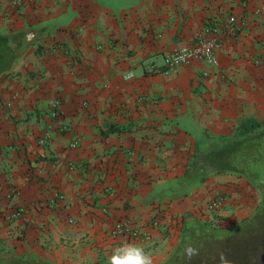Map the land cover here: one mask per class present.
I'll use <instances>...</instances> for the list:
<instances>
[{"label":"crops","instance_id":"0c3cea01","mask_svg":"<svg viewBox=\"0 0 264 264\" xmlns=\"http://www.w3.org/2000/svg\"><path fill=\"white\" fill-rule=\"evenodd\" d=\"M244 1L0 0V33L31 32L0 76V251L107 264L127 240L159 264L184 215L225 226L252 213L238 180L191 168L209 136L264 125V63L253 62L264 54V0ZM231 14L243 27L222 33L216 66L166 69V53ZM219 193L224 206L209 212ZM123 217L149 239L111 237Z\"/></svg>","mask_w":264,"mask_h":264},{"label":"trees","instance_id":"16d2710c","mask_svg":"<svg viewBox=\"0 0 264 264\" xmlns=\"http://www.w3.org/2000/svg\"><path fill=\"white\" fill-rule=\"evenodd\" d=\"M25 35L0 33V76L7 73L23 52ZM210 149L197 144L191 168L210 174L244 177L260 195L256 210L227 226L213 225L192 214L181 219L178 242L170 256L159 264H219L223 253L231 264H258L264 247V125L243 123L231 134L209 136ZM191 244L199 255L189 260L183 250ZM0 264H54L34 257L0 251Z\"/></svg>","mask_w":264,"mask_h":264},{"label":"built area","instance_id":"2783aa9c","mask_svg":"<svg viewBox=\"0 0 264 264\" xmlns=\"http://www.w3.org/2000/svg\"><path fill=\"white\" fill-rule=\"evenodd\" d=\"M17 2H22V0H17ZM244 4H246V0ZM242 27L243 20L234 14L229 15L223 24H209L203 28L202 33L198 35L192 43L180 44L178 47L166 53L163 65L166 69H173L181 65H190L193 61L198 60L205 62L209 66H216L218 64V59L215 50L220 44L222 33L233 36L236 35ZM253 62L255 64H263L264 54L254 57ZM208 74V70L202 72L204 76ZM50 112L52 116L58 115L59 111L56 103H54ZM44 141V137L40 139L41 143H44ZM75 145L76 141L72 143V146ZM226 196V194L219 193L211 197L206 205L209 212L216 213L219 211L224 206L227 198ZM149 226L159 227V222L157 220H152ZM110 236H127L136 239H149L150 237L143 228L136 226L129 217L118 219L110 230Z\"/></svg>","mask_w":264,"mask_h":264},{"label":"clouds","instance_id":"9594fccd","mask_svg":"<svg viewBox=\"0 0 264 264\" xmlns=\"http://www.w3.org/2000/svg\"><path fill=\"white\" fill-rule=\"evenodd\" d=\"M183 252L189 260L199 255V249L191 244L187 245ZM107 264H154V258L142 244L125 240L111 248L107 254ZM219 264H231V262L220 253Z\"/></svg>","mask_w":264,"mask_h":264},{"label":"rangeland","instance_id":"374dc122","mask_svg":"<svg viewBox=\"0 0 264 264\" xmlns=\"http://www.w3.org/2000/svg\"><path fill=\"white\" fill-rule=\"evenodd\" d=\"M231 177H232V179L234 180L235 179V181L236 180H238V181H236V183H241L242 184V186H240V188H236V190H234V192L235 193H237V195H238V197L240 198V203H242V202H245V198H246V202H248L249 203V201H251V203H252V208H253V211H252V213L256 210V208H257V206H258V204H259V201H260V195H259V192L253 187V186H251L250 184H249V182L246 180V178H244V177H240V178H238L236 175H234V174H229ZM238 178V179H237ZM245 186V187H244ZM248 203H246V205L248 204ZM205 205H207V203L205 204ZM218 212V211H217ZM216 212V213H217ZM251 213V214H252ZM250 214V215H251ZM249 215V216H250ZM247 217V216H246ZM204 221H207L206 219H203ZM219 224L221 223V222H218ZM233 223V222H232ZM231 222H228V223H226V225L225 226H227V225H230V224H232ZM213 224V223H212ZM218 224V225H219ZM213 225H217V224H213ZM224 227V226H223ZM258 264H264V247H262V257L260 258V262L258 263Z\"/></svg>","mask_w":264,"mask_h":264},{"label":"water","instance_id":"95a60500","mask_svg":"<svg viewBox=\"0 0 264 264\" xmlns=\"http://www.w3.org/2000/svg\"><path fill=\"white\" fill-rule=\"evenodd\" d=\"M26 40H31V32L27 33V35H26ZM204 146H205V145H202V146H201V149H202V150H205V147H204ZM208 147H211V146L209 145ZM42 260L45 261V259H42Z\"/></svg>","mask_w":264,"mask_h":264}]
</instances>
